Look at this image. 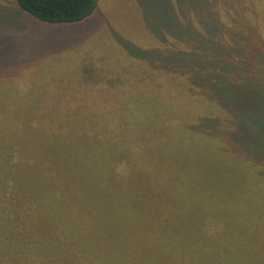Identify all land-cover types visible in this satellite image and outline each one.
Returning <instances> with one entry per match:
<instances>
[{
	"label": "trees",
	"instance_id": "1",
	"mask_svg": "<svg viewBox=\"0 0 264 264\" xmlns=\"http://www.w3.org/2000/svg\"><path fill=\"white\" fill-rule=\"evenodd\" d=\"M15 1L23 13L54 25L84 22L97 10V0ZM136 1L150 30L148 47H137L135 54L136 48L125 44L135 56L120 65L105 60L103 53L97 58L92 49L81 53L80 84L69 90L100 100L106 93L118 95L124 85L151 86L156 107L174 116L171 137L180 143L204 139L214 153L220 148L232 155L238 174L254 168L260 177L256 183L264 185V0ZM222 13L228 23L221 21ZM8 38L0 34V86L13 77L10 67L18 63L10 55ZM79 139L83 146L90 139L105 140L103 147L135 146L121 135ZM55 151L54 158H38L26 149L29 165L9 172L0 169V264H175L178 249L162 243L150 248L155 233L140 227L137 216L130 232L122 229L126 217L110 218L104 202L95 205L100 214L90 222L77 218L74 212L85 200L75 184H68L85 178V171L95 172L83 163L90 154L80 153L79 163L77 154L64 157L65 164L71 160L74 165L61 168ZM96 167L103 171L105 166ZM112 173L117 179L123 176ZM239 182L236 177L233 188L264 209V186L251 192ZM69 196L74 202H65ZM115 231L122 234L119 241L111 239ZM112 243L121 245L115 250L109 245L105 252L97 247ZM147 251L156 255L153 262ZM185 251L181 264H220V249L190 246Z\"/></svg>",
	"mask_w": 264,
	"mask_h": 264
},
{
	"label": "rangeland",
	"instance_id": "2",
	"mask_svg": "<svg viewBox=\"0 0 264 264\" xmlns=\"http://www.w3.org/2000/svg\"><path fill=\"white\" fill-rule=\"evenodd\" d=\"M143 19L136 0H97L96 12L84 22L61 25L39 22L15 0H0V34L9 36L10 55L18 60L10 67L15 76L0 86V169L9 172L29 165L26 149L38 158H54L51 151L57 150L61 168L74 165L71 160L65 164L64 157L77 154L79 163L80 153L90 154L83 163L95 172L85 171V178L68 184H75L85 200L74 212L77 218L90 222L100 214L95 205L104 202L110 218L126 217L122 229L128 232L139 217L140 227L155 233L150 248L162 243L178 249L175 264H181L190 246L220 249V264H264V209L233 188L237 177L241 188L262 190L254 168L238 174L232 155L220 148L214 153L204 139L177 142L168 131L174 116L156 107L151 86L124 85L118 95L106 93L100 100L69 90L80 84L85 51L94 50L97 58L103 53L105 60L120 65L135 56L125 44L136 48L135 54L137 47H148L150 30ZM221 21H229L223 13ZM63 92L66 96L61 97ZM113 135L126 136L135 146L103 147V139H90L83 146L79 139ZM122 162L126 174L117 179L112 170ZM96 166L105 167L102 171ZM65 202L74 200L69 196ZM121 237L115 231L111 239ZM117 244L97 247L105 252ZM145 255L149 261L156 259L148 251Z\"/></svg>",
	"mask_w": 264,
	"mask_h": 264
},
{
	"label": "clouds",
	"instance_id": "3",
	"mask_svg": "<svg viewBox=\"0 0 264 264\" xmlns=\"http://www.w3.org/2000/svg\"><path fill=\"white\" fill-rule=\"evenodd\" d=\"M126 168H127V165L124 164L123 162L117 167L116 171L118 174H126Z\"/></svg>",
	"mask_w": 264,
	"mask_h": 264
}]
</instances>
